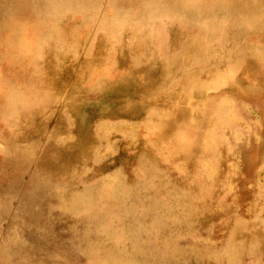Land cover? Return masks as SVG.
I'll use <instances>...</instances> for the list:
<instances>
[{
  "label": "rangeland",
  "instance_id": "1",
  "mask_svg": "<svg viewBox=\"0 0 264 264\" xmlns=\"http://www.w3.org/2000/svg\"><path fill=\"white\" fill-rule=\"evenodd\" d=\"M0 264H264V0H0Z\"/></svg>",
  "mask_w": 264,
  "mask_h": 264
}]
</instances>
